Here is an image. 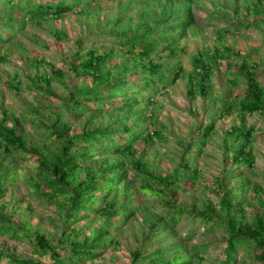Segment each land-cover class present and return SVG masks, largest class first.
Returning a JSON list of instances; mask_svg holds the SVG:
<instances>
[{
  "label": "rangeland",
  "instance_id": "obj_1",
  "mask_svg": "<svg viewBox=\"0 0 264 264\" xmlns=\"http://www.w3.org/2000/svg\"><path fill=\"white\" fill-rule=\"evenodd\" d=\"M256 2L193 0L191 7L193 12L197 11L198 23L181 40L180 46L184 50L175 58H169V52L164 50L153 54L169 76L172 69L177 70L181 65L182 78L166 90L161 88V84L157 85L153 102L141 100L133 108H122L123 104L117 103L114 109L99 114L88 126V129H115L125 125L134 128L133 132L157 130L163 136L162 140L154 138L152 143L138 146L137 156H129L132 161L128 157L107 153L98 159L110 164L125 161L130 175L126 181L129 185L124 188L121 184L108 200L115 202L114 211H133L134 214L128 218L123 215L120 219L113 216L105 218L83 213L84 218L66 221L70 194L56 193L44 186L34 157L23 158L16 153L8 155L0 146V217L30 235L25 236L24 231L19 232L21 238H14L11 234L0 235L2 264H14L12 258L30 264H67L71 244L90 245L99 231L105 233V248L96 251V259L82 264H133L135 251L142 253L138 264H149L151 260L147 257L161 249L170 255H175L179 249L178 255L190 258L191 264H222V241L228 237L227 227L207 230L202 219L194 215L197 211L212 209L220 219H225L226 212L221 210L220 204L225 193L217 186L218 181L224 182L225 190L236 191V201L244 202L246 221L250 222L257 214H264V113L249 115L238 111V101L243 97L246 85L235 65L241 57L257 59L261 63L260 80L264 84V23L261 17H253L245 8ZM182 3H174V9H182ZM164 5L165 2L154 0H97L90 5H80L61 19L52 15L30 18L18 12L13 13L11 21L9 13L0 11V31L12 37L9 41L0 42V58L5 59L0 60V125L11 128L16 120L28 119L23 123L22 135L29 146L45 149L50 156L56 154L51 141H47L48 148H45L46 143L39 132L47 131L44 126L64 122L67 114L63 106L69 103L71 92L86 91L95 86L93 80L75 75L73 69L80 63L77 57L96 49L99 55L109 56L104 71L115 75L116 85L121 84V75L141 87V73L134 74L136 76L132 78V75L121 72L119 63L126 55L114 43L115 35L131 31L130 26H134L136 31L138 23L149 20L151 25L145 24L141 32L159 31L161 26L154 22L159 21ZM119 18L122 19L121 26L115 23ZM23 23L25 26L22 28L20 25ZM245 23L253 25L239 34L226 32L220 35L217 32L233 24ZM57 37L63 40L59 41ZM227 46L240 50L242 56H227L217 62L210 59L216 47L223 50ZM197 54L207 58L214 73L207 86V95L199 94L192 98L188 94L189 77ZM58 70L63 71L64 76L54 74ZM50 75L55 78L48 85L44 78ZM231 80L240 85L233 86ZM17 83L24 88L22 92L15 89ZM228 104L235 108L231 113L223 114ZM89 117L86 114L78 118L73 128L82 131ZM213 122L216 126L214 134L204 139L206 127ZM243 124L255 129L251 143L255 164L244 176L230 177L234 172L246 170L234 162V150L231 148L240 144L231 131ZM36 126L41 127L36 130ZM199 142H204L205 146L202 148ZM92 150L98 152L96 148ZM144 150L146 153L142 154ZM140 158L147 162L149 173L157 177L170 174L177 177L174 189L170 187L171 191L166 192L174 201L172 206L181 208L179 223L170 231H165L161 224L155 232L152 230L151 224L167 215L171 207L166 206L165 198L144 192L140 181H133L132 162ZM179 164L182 167L178 169ZM189 167L200 172L197 183L188 182V173H192ZM243 185L247 189L245 194L241 190ZM37 186L41 193L37 192ZM184 188L189 190H178ZM104 196V193L100 194L101 198ZM113 214L116 215L115 212ZM37 233L62 246L39 255L35 252ZM190 233H193L192 237H189ZM203 245L207 247L206 251L200 257L196 256V247ZM236 264L259 263L253 254L241 250Z\"/></svg>",
  "mask_w": 264,
  "mask_h": 264
},
{
  "label": "trees",
  "instance_id": "obj_2",
  "mask_svg": "<svg viewBox=\"0 0 264 264\" xmlns=\"http://www.w3.org/2000/svg\"><path fill=\"white\" fill-rule=\"evenodd\" d=\"M95 1L97 0H0V11L9 13L8 19L10 21L13 13L18 12L30 18L52 15L56 19H61L80 5H90ZM263 2L264 0H257L256 4L253 6L248 5L245 8L253 17H261V21L264 23ZM121 20L119 18L115 23L121 26ZM147 23L151 25L150 20L138 23L136 31L134 26H130L131 31H125V34L117 33L114 39V43L118 45V48H122L123 54L126 55L119 63L121 72L132 75V78H135L136 75L134 74L141 73V87L121 75L119 77L121 84L116 85L115 75H112L110 71H104L109 56L106 54L99 55L96 49H91L86 55L77 57L80 63L73 69L75 75L77 78L93 80L95 86L86 91L71 92L68 97L69 103L63 106L67 114L64 122L55 123L51 127L44 126L47 131L39 132L46 143L45 148H48L47 141H51L56 149V154L50 156L45 149L29 146L22 135L25 128L23 123L28 122V119L16 120L14 122L15 126L11 128L0 125V146L6 154L13 155L16 153L23 158H26V156L34 157L37 163L35 167L38 169L39 178L44 186L52 188L56 193L70 194V205L66 208V221L84 218L83 213H94L105 218L113 216L114 218L118 217V219L123 218L122 215L124 218H128L134 214L133 211H114L115 202L108 200L109 196L121 184H124V188L129 185L126 181L130 175L125 168V161L110 164L106 160L100 161L98 159H102L104 157L103 153H107L128 157V160L132 161L129 156H137L139 153L138 146L142 143L150 144L154 138L162 140L163 136L157 130L150 133L144 131L133 132L134 128L125 125L115 129L113 127L88 129V126L99 114L114 109L117 103L123 104L122 108H133L135 104H140L141 100L147 101V103L153 102L152 99L155 96L157 85L161 84V88L166 89V87L169 88L182 78L181 65L177 66V70L172 69V74L169 76L166 71H163V65L157 63L153 57L154 53L164 50L169 52L167 55L169 58H175L181 52L178 49L179 47H176L180 40L178 39L180 38L178 37L179 34L175 32L173 26L168 25L166 27L163 22L159 31L141 32L142 27ZM154 23L159 25L158 22ZM194 23L195 17L193 14H188V16L180 19V34H186L187 29ZM249 25L253 24H233L229 27L232 29L231 31L228 28L223 29L224 31L217 30V32L220 35L226 32L228 34L230 32L239 34L243 29L249 28ZM24 26L25 23L20 25L22 28ZM0 33L2 36L0 42L12 39L4 32L0 31ZM57 40L62 41L63 39L57 37ZM232 55H235L236 58L242 56L241 51L234 47L227 46L223 50L216 47L210 59L217 62ZM241 58L235 65L237 71L243 76L246 87L243 97L238 101V111L249 115L262 114L264 113V84L260 80L261 63L254 58ZM0 60L4 61L5 59L0 58ZM213 73L214 68L207 62V58L204 55H195L193 70L189 77L188 94L192 98H196L199 94L207 95V86L211 82ZM54 74L58 77L64 76L61 70L55 71ZM54 78L50 75L48 78H44V81L51 85ZM231 82L233 86L240 85L237 81L231 80ZM11 86L13 85L11 84ZM14 86L17 91L22 92L24 90L19 83ZM29 88L35 90L34 87ZM234 108L233 104H228L223 114L231 113ZM86 114L90 117L83 130H75L73 128L75 121ZM32 120V122H36V119ZM40 127L36 126V130ZM215 130L216 126L213 122L206 127L203 134L204 139L212 136ZM254 130V127H247L245 124L235 126L232 129L231 133L236 135L237 140L240 142L237 147H231L234 150L233 160L239 166H244L242 168L246 167V170L234 172L230 177H242L247 171L252 170L255 164L251 149ZM199 143L202 144V148L205 146L204 142ZM92 148L98 149V152L94 153ZM145 153L144 150L142 154ZM132 163L133 181H140L141 189L144 192L165 198L166 206L171 207L167 215L159 217L157 221L151 224L153 232L160 226L159 224L163 226L165 231L172 230L179 223L181 208L172 206L171 202L174 201H172V197H168L166 192H170L171 188L174 189L173 185L177 182V177L171 174L165 177H157L149 173L147 162H144L141 158ZM177 167L179 169L182 165L179 164ZM188 170L192 171L191 174L188 173L190 175L189 180L187 179L188 182L197 183L198 178H200L198 169H190L189 167ZM79 171L82 174H77ZM217 186L225 193L220 202L221 210L226 212L225 219H220L212 209L197 211L194 215H198L196 217L202 219L207 230H215L217 226L227 227L228 237L222 241L224 245L222 264H236L241 250L250 252L254 255L257 263L264 264V214H257L250 222L246 221L247 214L244 202L235 200L236 196L234 194L236 191L234 189L225 190L223 181H218ZM244 186L241 187V190L245 194L247 189ZM36 190L41 193L39 186L36 187ZM178 190L188 191L189 189ZM103 193L105 196L101 198L100 194ZM116 194L113 196H116ZM114 212L116 215L113 214ZM22 231L24 230L20 227H15L13 224L7 223L3 217H0V235L11 234L14 238H21L19 232ZM104 234V231H99L93 237L90 245L72 243L70 254L67 257V264H82L96 259L98 256L96 251L105 248L104 246L107 244ZM24 235L30 236L25 231ZM192 236L193 233H190L189 237ZM35 240V252L41 256L47 254L51 249L62 246L39 233L35 236ZM111 243L115 244L113 241ZM206 248L205 245L196 247L195 255L200 257L206 251ZM176 252L175 255H170L166 254L165 249H161L157 250L151 257H147V259L151 260L149 264L192 263L190 258L178 255L180 254L179 249ZM141 254L140 251H135L132 254L133 264H138ZM12 262L14 264H30L17 258H12ZM0 264H2L1 259Z\"/></svg>",
  "mask_w": 264,
  "mask_h": 264
},
{
  "label": "clouds",
  "instance_id": "obj_3",
  "mask_svg": "<svg viewBox=\"0 0 264 264\" xmlns=\"http://www.w3.org/2000/svg\"><path fill=\"white\" fill-rule=\"evenodd\" d=\"M154 1H156V2H165V5H164V7H163V10H162V12L160 13V15H159V21H158V24H159V26H161L162 25V22H163V25H169V26H173V28H174V30H175V32L176 33H178L179 34V36L178 37H180V38H178V39H180L179 40V42H178V44H176V47H179L178 49H179V51H183L184 50V48H181V46H180V43H181V40L183 39V38H185V36L187 35V33H188V31L191 29V28H193L194 26H197V16H196V14H197V11H195V12H193V10H192V7H191V2L193 1V0H154ZM178 1H183V5H184V7L182 8V9H180V10H176V9H174V7H173V4L174 3H177ZM176 14H177V16H176ZM188 14H193V16L195 17V23L193 24V25H191L188 29H187V33L186 34H180V27H179V21H180V19H182V18H184V17H186V16H188ZM174 20V21H173ZM173 21V22H172ZM166 26V27H167ZM229 28V27H228ZM227 28V29H228ZM231 28H229V30H230ZM218 30H222V29H218ZM224 31V30H223ZM180 53V52H179ZM213 54V53H212ZM177 57V56H176ZM181 79V78H180ZM166 89H168L167 87H166ZM165 89V90H166ZM163 92V91H162ZM164 93V92H163ZM155 94H156V92H155ZM152 100H154V98L152 99Z\"/></svg>",
  "mask_w": 264,
  "mask_h": 264
}]
</instances>
